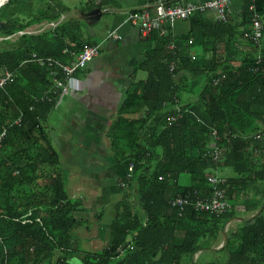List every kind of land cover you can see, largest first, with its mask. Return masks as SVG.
Listing matches in <instances>:
<instances>
[{
    "label": "trees",
    "instance_id": "obj_1",
    "mask_svg": "<svg viewBox=\"0 0 264 264\" xmlns=\"http://www.w3.org/2000/svg\"><path fill=\"white\" fill-rule=\"evenodd\" d=\"M58 2L7 0L0 6V36L57 20ZM251 4L264 22V0H240L239 11L227 12L226 21L196 12L184 19V33H151L155 44L136 67L146 76L129 86L109 130L115 155L121 153L133 168L120 180L125 197L116 205L110 241L99 251L77 254L74 247L75 230L87 221L76 216L81 201L69 197L42 127L58 97L33 98L51 84L48 71L21 64L33 51L63 56L65 46L80 49L86 42L65 26L59 32H23L16 43L0 41V67L17 72L0 89V131L6 126L0 141V264H67L75 254L80 264H181L185 256L191 264H264V140L253 138L264 133V31L259 42L244 36L251 32ZM19 111L21 123L11 124ZM211 129L230 134L219 141L224 152L217 165L202 153ZM219 167L231 174L224 177ZM215 171L225 178L228 210L186 207L178 213L170 207L168 199L177 194L208 191L207 175ZM42 172L46 181L39 184ZM239 201L243 210L256 211L228 228L238 218ZM221 237V259L192 260Z\"/></svg>",
    "mask_w": 264,
    "mask_h": 264
},
{
    "label": "crops",
    "instance_id": "obj_2",
    "mask_svg": "<svg viewBox=\"0 0 264 264\" xmlns=\"http://www.w3.org/2000/svg\"><path fill=\"white\" fill-rule=\"evenodd\" d=\"M162 1L174 4L182 0ZM154 3L156 0H77L70 9L68 2L60 1L55 5L59 13V18L54 20L55 25L50 26L47 25L49 22L41 21L43 28L57 27V31L69 16L79 17L71 25V29H77L79 40L86 44L89 42L100 45L99 54L76 74L79 90L70 94V98L65 99L64 96L42 122L49 144L57 153L59 171L67 182L69 180L68 184L65 183L67 193L69 197L81 201L83 208L76 216L87 221V225L75 230V248H81L80 242L82 250L99 251L110 241L116 205L123 199L120 187L117 186L126 173L127 161L119 158L121 153L115 155L109 130L117 118L129 86L145 78L146 72L136 67L155 44L153 34L143 36L136 26L126 22V15L135 10H152ZM95 8H100V17H89L88 13ZM239 8L240 0H232L228 12L234 15ZM207 14L212 15L211 12ZM81 22H85L87 26L84 30L80 28ZM188 29V20L177 19L169 26L168 31L172 36H177ZM113 30L120 34V39L107 37ZM84 34L95 38L91 40ZM190 54L195 53L190 51ZM219 172L224 177L231 174L227 168L219 167ZM243 208L239 201L236 220L244 218V212L249 211V218L256 211ZM223 241L224 238L221 237L212 250L218 253L216 249L222 246ZM203 253L204 249L199 250L192 259L196 260ZM71 260V264H80L77 254ZM207 260L208 258L204 259ZM188 261L185 256L181 264Z\"/></svg>",
    "mask_w": 264,
    "mask_h": 264
},
{
    "label": "built area",
    "instance_id": "obj_3",
    "mask_svg": "<svg viewBox=\"0 0 264 264\" xmlns=\"http://www.w3.org/2000/svg\"><path fill=\"white\" fill-rule=\"evenodd\" d=\"M151 1V0H145ZM232 0H204V1H192L182 0L175 2L174 4H166L162 0H156L152 10L142 9L131 11L126 15V22L136 26L143 36L149 35L152 32H157L158 35L163 36L168 32L169 26L177 19H187L196 12H211L212 16L218 21L227 20L228 7ZM252 14L251 20V32L245 33L244 36H248L255 42H259L264 31V22L261 19L259 13L255 10L254 5L249 6ZM50 26H54V21L48 23ZM31 33L33 30L19 31V34ZM107 37L114 39H120V34L113 30L107 34ZM188 43L191 44L192 40L189 39ZM168 48H174L172 42L168 43ZM99 44H84L80 49H71L65 46L61 50L63 56H49L39 54L35 51L31 52L30 56L21 62L23 63H35L44 67L48 71V75L51 80V84L47 89H44L38 96H34V100L50 99L51 96L58 97L57 103L66 94H74L77 92L78 80L76 74L95 56L99 54ZM194 59L195 55L190 54ZM173 63L170 64V71H173ZM16 70L7 69L5 67L0 68V89L4 90L7 85L14 81L16 76ZM218 77L214 78L213 83L218 82ZM56 103V104H57ZM22 111L18 112V115L13 119L11 124L19 125L21 123ZM169 120L174 121L176 116L169 115ZM6 133V126H2L0 131V141ZM234 137V134L232 135ZM230 134L220 135L216 129L210 131V141L205 148H203V157L209 158V160L217 165L223 158L224 147L219 145V141H228ZM253 138L257 140H264V133L257 131L253 134ZM133 168V163H127L125 175L129 176ZM207 182L210 186L208 191L201 192L197 189L192 190L191 193L177 194L168 199V204L171 208L175 209L178 213L185 210L186 207H190L196 211H208L214 214H220L225 212L231 207L230 201L227 199L225 189V178L215 171L207 175ZM122 183V182H121ZM124 185V184H122Z\"/></svg>",
    "mask_w": 264,
    "mask_h": 264
},
{
    "label": "rangeland",
    "instance_id": "obj_4",
    "mask_svg": "<svg viewBox=\"0 0 264 264\" xmlns=\"http://www.w3.org/2000/svg\"><path fill=\"white\" fill-rule=\"evenodd\" d=\"M59 1H63V3L64 2H68V4H67V6L70 8V9H72V7H73V5H74V3H76V1L77 0H59ZM57 2V1H56ZM44 8V7H43ZM77 18H79V17H74V16H69L64 22H62V24L60 25V26H65V27H67L68 29H69V32L72 30L71 29V25H72V23L73 22H77L78 21V19ZM46 20H44V22H45ZM46 22H48V21H46ZM42 23L43 22H40L39 24H33V25H31V26H29V30H32L33 28H35L36 26H38V29H36V30H34L33 29V32H35V33H42V32H53V31H56V28L55 29H51V27H49V26H46V27H44L43 28V26H42ZM82 23V25H81V29L82 30H84V28L86 27L87 28V26H86V24H85V22H81ZM36 25V26H35ZM48 25V24H47ZM43 28V29H42ZM59 29L60 28H58L57 29V32L59 31ZM53 34V33H52ZM19 36V33H17V34H15V35H11V36H8V38H6L5 36H0V41H6V40H8V41H10L11 43H16L17 41H18V39H17V37ZM84 36L85 37H88V38H90L91 40H94V38H95V36H90V35H86V34H84ZM3 47V46H2ZM194 50L195 51H197V49H195L194 48ZM194 50H192V52H195ZM88 64V63H87ZM86 64V65H87ZM85 65V66H86ZM84 66V67H85ZM84 67L82 68V70L84 69ZM1 68V67H0ZM79 72V71H78ZM64 96H66L65 97V99H67V98H70V94L68 93V94H66V95H64ZM63 96V97H64ZM186 96H188L186 93H183V97H186ZM62 97V98H63ZM61 98V99H62ZM1 109H2V104L0 103V111H1ZM153 123H154V121L151 123L152 125H153ZM57 143V142H56ZM41 167V169L44 167V166H40ZM58 167V169H59V166H57ZM46 172V171H45ZM45 172H42V173H39V176L37 177V182L39 183V184H42V183H44L45 181H46V177L44 176V174H46ZM52 174H54V173H52ZM66 176V175H65ZM68 178H69V174H68V176H67ZM183 180H182V182L183 183H188L189 182V178L188 177H184V178H182ZM65 183H69V180H68V182L65 180ZM117 187H120L119 189H120V191H121V194H122V198H124L125 196H124V189H122V188H124V185H122V183L121 182H119V185L117 186ZM80 199H81V197H79ZM73 199H78V198H73ZM263 203H264V200H263ZM249 212V211H248ZM248 212H244L243 214H244V218H247V216H249L250 215V213H248ZM238 216V215H237ZM235 220L236 219H233V220H231L229 223H228V225H227V227L229 228V227H231L233 224H234V222H235ZM217 243V242H216ZM79 246L82 248V246H81V243L79 242ZM81 248H77V254L80 252V251H83ZM208 250H210V251H208ZM76 251V250H75ZM79 251V252H78ZM193 258V257H192ZM208 258V260H214V259H221L222 258V253H220V252H218V253H216L215 251H213L212 249H204V253H203V255H201L199 258H197L196 260H193V261H197L198 263H203L204 262V259H207ZM74 262H76V261H74ZM69 263H72V260H71V258H70V260H69ZM75 264V263H74ZM186 264H189V261L186 263Z\"/></svg>",
    "mask_w": 264,
    "mask_h": 264
},
{
    "label": "water",
    "instance_id": "obj_5",
    "mask_svg": "<svg viewBox=\"0 0 264 264\" xmlns=\"http://www.w3.org/2000/svg\"><path fill=\"white\" fill-rule=\"evenodd\" d=\"M7 0H3L1 3H0V6L5 3ZM100 14H101V11H100V8H95L93 9L92 11H90L88 13V16L91 17V18H95V17H100ZM67 264H71V263H67Z\"/></svg>",
    "mask_w": 264,
    "mask_h": 264
},
{
    "label": "bare ground",
    "instance_id": "obj_6",
    "mask_svg": "<svg viewBox=\"0 0 264 264\" xmlns=\"http://www.w3.org/2000/svg\"><path fill=\"white\" fill-rule=\"evenodd\" d=\"M3 0H0V3L2 2ZM5 1V0H4Z\"/></svg>",
    "mask_w": 264,
    "mask_h": 264
}]
</instances>
